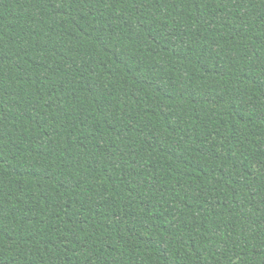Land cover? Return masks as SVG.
Segmentation results:
<instances>
[{
	"label": "trees",
	"instance_id": "trees-1",
	"mask_svg": "<svg viewBox=\"0 0 264 264\" xmlns=\"http://www.w3.org/2000/svg\"><path fill=\"white\" fill-rule=\"evenodd\" d=\"M0 264H264V0H0Z\"/></svg>",
	"mask_w": 264,
	"mask_h": 264
}]
</instances>
